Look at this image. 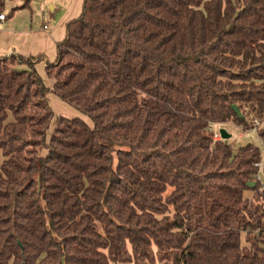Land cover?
<instances>
[{
	"label": "trees",
	"instance_id": "1",
	"mask_svg": "<svg viewBox=\"0 0 264 264\" xmlns=\"http://www.w3.org/2000/svg\"><path fill=\"white\" fill-rule=\"evenodd\" d=\"M43 61L0 57V264H264L263 153L211 130L264 119V0H84Z\"/></svg>",
	"mask_w": 264,
	"mask_h": 264
},
{
	"label": "rangeland",
	"instance_id": "2",
	"mask_svg": "<svg viewBox=\"0 0 264 264\" xmlns=\"http://www.w3.org/2000/svg\"><path fill=\"white\" fill-rule=\"evenodd\" d=\"M73 3L74 7H72L74 10L79 11L80 15L83 11V4L84 0H32L31 2V9L30 11H26L28 17L33 19L34 22V28L35 26H41L43 23V20H47L48 18H51V24L52 21H58V19L64 15V12L70 8L71 4ZM21 1L17 2H11L8 1L5 7V10L3 11V14L6 16L9 15L10 11L18 5H21ZM79 6V7H78ZM54 9H57L55 12H53ZM53 13V14H52ZM52 14V16H51ZM26 15V14H23ZM37 71L39 74L43 77L45 84L52 88L54 85V80L49 79L45 72V65L43 62L38 63L36 65ZM48 102L50 107L52 108L54 112V117L51 123L50 128V135L54 131L56 124L58 122V119L60 117H65L68 119H74V118H81L85 122H87L90 126H92V122L90 118L80 111L76 110L75 108L71 107L64 101H62L58 96H56L53 92H50L48 94ZM253 116H250L248 119V128L238 126L233 123H221L216 124L213 128L216 132H220L221 130H226L230 135L231 138H229L227 141L231 146L233 147L234 151H236L240 146L246 145V144H253L257 147H259L264 154V145L259 137L258 133L253 131L251 128L252 124L250 125V122L252 121ZM263 187V186H262ZM264 190V187L263 189ZM251 199L253 198L252 194H248ZM259 205H264V200H260L256 202ZM245 244V243H244Z\"/></svg>",
	"mask_w": 264,
	"mask_h": 264
},
{
	"label": "crops",
	"instance_id": "3",
	"mask_svg": "<svg viewBox=\"0 0 264 264\" xmlns=\"http://www.w3.org/2000/svg\"><path fill=\"white\" fill-rule=\"evenodd\" d=\"M72 7L73 3L58 21L53 20L51 24V18H48L35 28L32 16L30 19L25 13L31 8L17 11L13 18L0 21V57L11 54L26 58L43 55L44 65L46 61L54 62L57 57V44L66 37L67 24L80 16V12ZM45 25L49 26L48 30L44 29Z\"/></svg>",
	"mask_w": 264,
	"mask_h": 264
},
{
	"label": "built area",
	"instance_id": "4",
	"mask_svg": "<svg viewBox=\"0 0 264 264\" xmlns=\"http://www.w3.org/2000/svg\"><path fill=\"white\" fill-rule=\"evenodd\" d=\"M7 19L6 15L5 14H0V21H5ZM45 30H48L49 29V26L48 25H45L44 27ZM251 124H252V130L255 131L256 133H258V130L259 128L264 125V119H260V118H253L252 121H251ZM216 124H212L211 125V130L213 131V137H214V141L217 142V141H221L223 140L222 139V136H221V133L220 132H216L214 130V126ZM259 168H260V171L258 173V175L256 176L255 178V183L259 182L262 184V186L264 187V154L262 156V161L261 163L258 165Z\"/></svg>",
	"mask_w": 264,
	"mask_h": 264
},
{
	"label": "water",
	"instance_id": "5",
	"mask_svg": "<svg viewBox=\"0 0 264 264\" xmlns=\"http://www.w3.org/2000/svg\"><path fill=\"white\" fill-rule=\"evenodd\" d=\"M233 108H234L235 112L237 113V115H238L240 118H243V114L241 113L239 107H238V106H233ZM220 133H221V136H222V139H223V140H228L229 138H231V135H230L226 130H221ZM255 185H256L255 182H250V183H248V186H250V187H252V188H253Z\"/></svg>",
	"mask_w": 264,
	"mask_h": 264
}]
</instances>
